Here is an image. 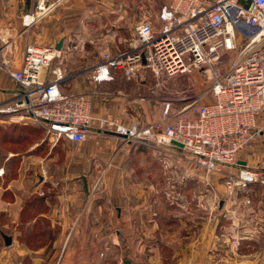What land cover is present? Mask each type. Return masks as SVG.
<instances>
[{
	"label": "crops",
	"instance_id": "0c3cea01",
	"mask_svg": "<svg viewBox=\"0 0 264 264\" xmlns=\"http://www.w3.org/2000/svg\"><path fill=\"white\" fill-rule=\"evenodd\" d=\"M160 1L162 4L168 0ZM117 2L119 0L96 2L105 5H96L105 9L100 13L103 15L99 21L102 25L98 23V27L102 29L101 26L110 24V32L95 38L96 44L112 46L126 41L123 30L128 29V21L123 19L124 11L118 10ZM47 3H53V9L45 13L37 11L33 17L32 14H24L33 12L36 0H0V29L6 40L11 38L2 50V58L13 66H19L24 46L28 43L41 46L45 37H49L47 42L58 45L56 49L60 51L66 40L70 39L67 22L71 19V0H47ZM29 15L31 18L27 21ZM77 40L78 43L81 39ZM135 42L134 38L124 49L111 52L123 51ZM48 73L47 79L51 78ZM147 73L153 76L149 70L141 69L135 78L144 83L145 77L141 76ZM80 75L64 74L59 81L60 88L68 92L80 90L76 88L77 81L74 79ZM69 77L73 78L69 80ZM123 78L117 72L112 82ZM110 82L97 84L106 87ZM15 87V82L0 69V103L10 99ZM86 95L91 101L93 115L113 111L110 108L112 102L108 99L109 92H87ZM160 105V100L152 107L149 103H140L139 107L143 110L148 107L151 111L138 122L159 119ZM119 116L120 121L128 122L126 118L122 119L124 116ZM21 123L38 137L20 153L22 161L24 156L30 158L35 165L34 173L39 177V181L32 184V191L40 192L44 187L53 189L59 184L61 189L56 191L57 196L64 200L74 196L79 198L76 204L78 208L73 212L77 227L68 233L58 264H264V182L254 183L247 189H239L231 194L210 175L207 176L210 183L206 185L209 191L206 198H172L167 192V183L162 184V154L164 159L174 162L170 171L174 180L184 166L170 152L144 146L136 149L135 145L124 143L112 133L81 142L63 137L55 139L31 121ZM22 135L27 137L25 133ZM256 152H264V137L253 140L238 158L249 166H256L253 158ZM17 155L19 153H10L9 156ZM1 172L3 168L0 169V176ZM58 173L61 178L54 179L52 175ZM95 177L98 181L96 192L90 195L88 188ZM192 179L196 180L194 177ZM193 180L185 184L172 182L174 185H170V188L184 192L190 189L196 194L198 183H193ZM22 186L21 183L0 184V222L3 223L0 225V240L3 242L0 249L5 250L14 236L5 232L3 227L7 223H13L15 227L20 225L24 212H29L27 210H31V217L24 226L26 232L32 230L35 223L45 220L54 226L59 217L62 219V229L55 238H61L65 230L63 224L65 226L70 220L67 210L61 217L55 214V210L50 213L34 212L38 204H48L49 201L43 197L44 194L33 195V200L25 201L22 193H19ZM8 190H12V198H9ZM71 205V202L64 204L66 208ZM51 233L54 234L53 231ZM37 235L44 236L41 232H37ZM49 244L28 247L17 241L10 250L24 255L45 254L48 253Z\"/></svg>",
	"mask_w": 264,
	"mask_h": 264
},
{
	"label": "built area",
	"instance_id": "2783aa9c",
	"mask_svg": "<svg viewBox=\"0 0 264 264\" xmlns=\"http://www.w3.org/2000/svg\"><path fill=\"white\" fill-rule=\"evenodd\" d=\"M52 6L37 2L40 13ZM134 34L129 48L101 53L92 81H112L117 72L133 78L141 69L161 81L196 68L208 75V86L200 94L164 98L157 120L126 124L111 114L95 116L88 95L60 88L63 69L51 67L56 45L26 44L15 67L2 58L7 40L0 29V69L16 85L0 103L1 120H29L55 139L81 142L112 133L124 143L163 149L216 174L231 194L264 182V168L238 158L264 137V0H168L156 22L138 21Z\"/></svg>",
	"mask_w": 264,
	"mask_h": 264
},
{
	"label": "rangeland",
	"instance_id": "374dc122",
	"mask_svg": "<svg viewBox=\"0 0 264 264\" xmlns=\"http://www.w3.org/2000/svg\"><path fill=\"white\" fill-rule=\"evenodd\" d=\"M38 1L39 0H36L35 9L33 10V12L25 13L24 16L26 14H37V11H41L37 8ZM96 2H100V0H71V19L67 22V26L70 30L68 37L70 39L66 40L65 46L62 47L60 51L57 50V54L53 58L51 63V67L56 64L61 65L63 69V75H68L71 73L81 74L78 78H74L77 81L76 88L79 87L80 90L69 92H83L86 94L87 92L89 94H96L101 91L109 92L110 95L108 96L110 97H108V99L112 102L110 108L111 110H113L110 111V114L114 116L116 115V117L119 118H121V116H119V114H121L122 116H124L122 117V119L126 118V120H128V122L126 121L125 123L129 124L133 121H139L140 118L146 116L145 114L147 113L150 114L151 108L147 107L143 110L141 107H139L140 103H149L151 106L158 100H160L161 102L164 98L168 97L175 98L178 95L185 93L200 94L208 86V75L205 72L195 68L191 72L182 73L170 78H164L161 81H158V79H156L149 73L143 74L141 77H145L144 83L140 82L138 78H126L123 76V79L118 80L115 83L111 81L106 87H100L96 82L90 79L89 71L91 67L99 60V57L103 51L111 52L124 49L127 44H129V42H131L135 38L134 25L138 21L146 19L151 21L152 23H155L156 14L154 12L155 10L157 11V8L161 4V1L119 0V2H117V7H119V11H124L123 19L128 21L129 30H123V33L126 37V41L123 42V44L112 46L100 45L95 43V38H97L101 34L106 35L110 32L109 23L101 26L102 29L98 27V25L100 24V18L103 16L100 13L102 11H105V9L101 6H96L102 5L100 3L97 4ZM46 4H48L47 0H44V7L47 6ZM107 21H110V19H107ZM48 38L45 37V42L43 43V45L53 44L52 41L47 42ZM77 38L81 39L78 43ZM8 39L10 40L11 38ZM8 39L5 42V45L10 43L11 40L9 41ZM73 77H69L68 79L70 80ZM27 121L29 120H25L24 122ZM23 125L24 123L21 122H8L7 120H1L0 118V169L3 168V172H1L2 175L0 176V184H23L21 192H19V190H17V192L22 193V198H24L25 201L33 200V195L44 194L43 197H47L46 199H48L49 201L48 204H46L45 202L43 205L38 204L39 206L35 208L34 212L50 213L55 210V214L61 217V214L65 213L67 210L66 214L68 213L70 215V220L67 221L65 226L63 224V229L65 230L63 233V237L61 238H55L59 230L62 229V219L59 217H57L56 220L60 222H55V225L53 224L54 226H52L50 222L45 220V222L43 223H35L32 230H27L28 232H26V230H24V226L31 217V210H27L29 212H24L22 217L23 220H21L20 225H18L19 227H15L13 223H7L5 227H3L5 229V232L11 233L14 236L12 238V243H8L5 250L0 249V262H3L4 264H58L57 262L61 255L62 247L64 245V242L66 241L68 233L71 229H75L77 227V224L73 219V212L74 209L76 210L78 208L76 204H78L79 198L78 196H74V198H70V200L72 199L70 201L69 199L64 200L62 197L57 196L56 191L61 189V186H59V184L53 189L44 187L42 189L43 191H32V184L37 183L39 181V177L38 175H36V173H34V171L36 170L34 167L35 165L30 162V158H24V156L22 161L20 153L23 149H27L31 145L33 140L38 137L33 132H29V128L26 126L23 127ZM27 125H29V123ZM25 129H27V132L25 131ZM22 133H25L27 137H23ZM67 145L70 144L67 143ZM144 147L147 148V146ZM134 148L140 149V145H135ZM148 148L155 149L154 147L149 146ZM162 151L165 152L163 149ZM10 153H19V155L9 156ZM163 157L164 155L162 154V184L164 185L167 183L166 185L169 188L167 192L170 193V197L172 198H206V194L209 192L206 189V185L210 183L207 176L210 175L214 176L216 180L223 184L222 179L219 178L216 174L206 173L200 168L190 167L187 163H185L183 159V161L181 160V165H183L184 167L181 169L177 179L174 180V178H172L174 176L170 173V171L173 170L172 167H174V162L169 161L170 159L168 158L164 159ZM253 158L256 166L264 168V152H256ZM140 160L143 159L141 158ZM198 175L202 178H200ZM52 177L54 179H59L61 178V175L59 173L53 174ZM191 177H194L196 180H193ZM190 180H193V183H198V191L196 192V194L193 192V190L191 191L190 189L184 192L183 190L174 191L170 188V185H174L172 182H181L185 184ZM97 184V178L95 180L93 179L90 187L88 188V194L91 195V193L94 194V192H96ZM8 193L9 198H12V190H8ZM214 198L216 199V208L217 196H215ZM69 201L72 205L70 206V208H66L64 204L70 203ZM217 218L218 217L216 216V219ZM2 224L3 223L0 222V225ZM52 231L54 232V234L51 233ZM37 232H41L44 236L37 235ZM17 241L24 243V245L28 247H38L41 244L48 245V243H50V248L48 250V253L45 254H17L10 250L12 249L11 247L16 245ZM1 246H3L2 240H0V247ZM160 260V262L162 263V259Z\"/></svg>",
	"mask_w": 264,
	"mask_h": 264
},
{
	"label": "water",
	"instance_id": "95a60500",
	"mask_svg": "<svg viewBox=\"0 0 264 264\" xmlns=\"http://www.w3.org/2000/svg\"><path fill=\"white\" fill-rule=\"evenodd\" d=\"M58 47H59V46L56 45V48H58ZM172 142L175 143V144H177V145H179V146H181V144H180L179 142H177V141L172 140ZM242 162H243V161H242Z\"/></svg>",
	"mask_w": 264,
	"mask_h": 264
},
{
	"label": "bare ground",
	"instance_id": "6f19581e",
	"mask_svg": "<svg viewBox=\"0 0 264 264\" xmlns=\"http://www.w3.org/2000/svg\"><path fill=\"white\" fill-rule=\"evenodd\" d=\"M30 18H31V16H30V15H29V16H27V17H26L27 21H29V20H30Z\"/></svg>",
	"mask_w": 264,
	"mask_h": 264
}]
</instances>
